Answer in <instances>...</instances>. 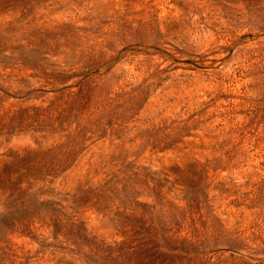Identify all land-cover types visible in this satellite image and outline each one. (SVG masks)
<instances>
[{
  "label": "rangeland",
  "instance_id": "1",
  "mask_svg": "<svg viewBox=\"0 0 264 264\" xmlns=\"http://www.w3.org/2000/svg\"><path fill=\"white\" fill-rule=\"evenodd\" d=\"M0 264H264V0H0Z\"/></svg>",
  "mask_w": 264,
  "mask_h": 264
}]
</instances>
